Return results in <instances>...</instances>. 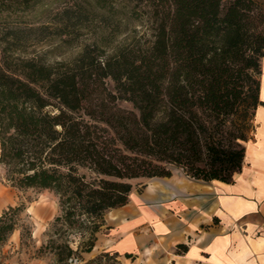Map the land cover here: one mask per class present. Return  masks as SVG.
I'll return each mask as SVG.
<instances>
[{"label": "trees", "instance_id": "obj_1", "mask_svg": "<svg viewBox=\"0 0 264 264\" xmlns=\"http://www.w3.org/2000/svg\"><path fill=\"white\" fill-rule=\"evenodd\" d=\"M41 1L0 0V15ZM114 3L131 4L128 14L144 19L146 31L111 54L92 45L70 62L45 65L0 51V165L12 187L57 197L52 235L38 250L55 264L90 253L105 215L147 180L170 178L176 169L194 181L233 183L248 128L264 107V7L255 0L89 4L110 14ZM86 12L80 4L64 8L62 33L81 28ZM17 31L4 37L17 40ZM24 209L0 213V246ZM21 231L30 236L28 227ZM107 255L122 264L111 251L99 258Z\"/></svg>", "mask_w": 264, "mask_h": 264}, {"label": "crops", "instance_id": "obj_2", "mask_svg": "<svg viewBox=\"0 0 264 264\" xmlns=\"http://www.w3.org/2000/svg\"><path fill=\"white\" fill-rule=\"evenodd\" d=\"M250 145L231 184L172 173L132 190L126 205L105 215L112 234L101 251L130 264H264V147ZM257 231L261 237L252 235Z\"/></svg>", "mask_w": 264, "mask_h": 264}, {"label": "rangeland", "instance_id": "obj_3", "mask_svg": "<svg viewBox=\"0 0 264 264\" xmlns=\"http://www.w3.org/2000/svg\"><path fill=\"white\" fill-rule=\"evenodd\" d=\"M92 1L42 0L28 11L9 16L0 15V51L5 49V55L12 60H34L40 64L53 65L72 61L86 46L95 45L107 54H111L115 48L129 43L133 37H138L146 31L144 19L132 20L128 14L131 4L127 3L126 8L120 9L117 3H114L115 7H112L114 9L109 14L104 9L90 5ZM255 1L264 7V0ZM76 4H80L87 10V15L83 17L87 19L84 20L83 26L73 33H62L59 14L64 8ZM137 18L145 17L142 15ZM8 29L18 30L17 40L11 35L4 37ZM67 32H71V29ZM258 79L261 83L260 98L264 100V59L261 61V76ZM255 120L260 123V126L258 127L252 120V128H248L247 136L251 147L257 142V147L261 149L264 147L262 127L264 108L258 109ZM172 173L174 179L182 176L181 172L176 169H172ZM140 188L135 190L139 191ZM20 205L25 208L24 212L18 215L20 225L8 241L0 246V264H55L51 254L38 252V250L52 235L50 226L54 217L58 215L57 197L48 191L20 190L12 187L6 180L5 168L0 165V213L8 207ZM110 217V215L107 216V224L112 225ZM21 226L30 229V236L21 231ZM21 233L24 234L23 237L20 236ZM110 234L112 233L106 226L102 227L97 234L96 247L94 246L95 248L90 253L82 254L81 261L75 264H115L110 255L99 258L100 254L106 252L101 251L100 248L110 239ZM252 235L261 237L258 231ZM53 238L56 240L58 236L55 235ZM77 240L75 236L74 241ZM121 262L130 264L129 260Z\"/></svg>", "mask_w": 264, "mask_h": 264}]
</instances>
